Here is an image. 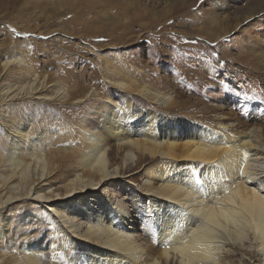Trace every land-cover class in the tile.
I'll use <instances>...</instances> for the list:
<instances>
[{
  "label": "rangeland",
  "instance_id": "374dc122",
  "mask_svg": "<svg viewBox=\"0 0 264 264\" xmlns=\"http://www.w3.org/2000/svg\"><path fill=\"white\" fill-rule=\"evenodd\" d=\"M2 2L6 3L0 6V79L4 76L6 82L19 87L39 76L48 89L46 95H52L50 86L59 82L73 95L66 102L24 97L14 107L30 143L54 154L73 149L55 158L60 163L49 178L53 189L61 190L65 177L78 170L72 157L85 149L87 133L107 137L102 125L107 108L111 110L108 98L124 105V97H132L137 105L149 106L133 91L121 93L109 85L107 77L118 80L119 75L109 66L125 69L128 82L171 97L179 107L164 109L171 116L196 119L211 127L230 126L235 132L250 127L264 130V0ZM219 3L225 9L213 10ZM6 61L12 64L4 75ZM90 91L95 94L85 97ZM5 139L0 136L4 141L0 142V162L12 148ZM112 154L118 156L116 148ZM145 167L129 169L130 178L107 181L91 191L86 201L92 202L95 211L107 203L123 202L136 235L149 247L151 218L133 202L146 181ZM81 200L85 201L83 194L66 201L69 215ZM8 209L11 227L7 239L0 237V256L4 251L14 255L25 240L44 237L45 260L54 259L58 253L50 245L51 235L46 237L50 210L43 203L29 201L16 202ZM25 213L30 214L31 225L23 221ZM89 252L84 247L70 250L69 263L75 257L83 264ZM245 258L249 264H262L256 255Z\"/></svg>",
  "mask_w": 264,
  "mask_h": 264
},
{
  "label": "bare ground",
  "instance_id": "6f19581e",
  "mask_svg": "<svg viewBox=\"0 0 264 264\" xmlns=\"http://www.w3.org/2000/svg\"><path fill=\"white\" fill-rule=\"evenodd\" d=\"M2 1L0 6L6 3ZM214 6L213 10L225 9L220 3ZM11 64L4 62V75ZM109 68L119 74L118 80H111L105 73L109 85L121 93L133 91L149 106L137 105L132 97H124V105L108 98L111 110L107 108L102 125L107 137L87 133L85 149L72 157L78 170L65 177L61 190L49 186V178L60 163L55 158L73 149L54 154L30 143L14 107L24 97L66 102L73 97L70 89L54 83L48 96L39 76L19 87L4 76L0 79V136L12 145L0 162V237L9 236L10 206L19 201L43 203L50 210L46 237L51 235L50 245L58 253L45 260V238L37 237L23 241L14 255L4 251L0 264H70L68 252L82 247L90 251L83 264H249L247 255H256L264 264V184H258L264 181V130L235 132L230 126L211 127L171 116L164 109L179 108L171 97L128 82L125 69ZM113 148L118 156H112ZM143 164L146 181L133 202L151 218L149 247L136 235L123 202L95 211L86 201L91 191L109 180L130 178L129 169ZM77 194L85 201L77 202L69 215L66 201ZM25 214L23 221L31 225L30 214ZM72 261L78 264L75 257Z\"/></svg>",
  "mask_w": 264,
  "mask_h": 264
},
{
  "label": "snow or ice",
  "instance_id": "6c2138e0",
  "mask_svg": "<svg viewBox=\"0 0 264 264\" xmlns=\"http://www.w3.org/2000/svg\"><path fill=\"white\" fill-rule=\"evenodd\" d=\"M200 3H203V0H200ZM12 31L15 32V29H12ZM17 35H19V33H17ZM44 39H47V38H44ZM201 167H204V166L201 165ZM258 184H264V181H260V182H258Z\"/></svg>",
  "mask_w": 264,
  "mask_h": 264
}]
</instances>
